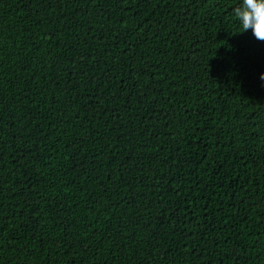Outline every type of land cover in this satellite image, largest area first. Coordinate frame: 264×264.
Masks as SVG:
<instances>
[{
	"label": "trees",
	"instance_id": "obj_1",
	"mask_svg": "<svg viewBox=\"0 0 264 264\" xmlns=\"http://www.w3.org/2000/svg\"><path fill=\"white\" fill-rule=\"evenodd\" d=\"M239 3L0 0V264H264Z\"/></svg>",
	"mask_w": 264,
	"mask_h": 264
},
{
	"label": "clouds",
	"instance_id": "obj_2",
	"mask_svg": "<svg viewBox=\"0 0 264 264\" xmlns=\"http://www.w3.org/2000/svg\"><path fill=\"white\" fill-rule=\"evenodd\" d=\"M232 14L240 22V32L251 30L258 41L264 42V0H240L232 9ZM260 78L264 80V73Z\"/></svg>",
	"mask_w": 264,
	"mask_h": 264
}]
</instances>
